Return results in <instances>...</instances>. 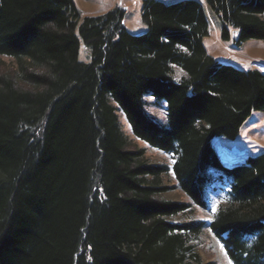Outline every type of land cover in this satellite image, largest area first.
Listing matches in <instances>:
<instances>
[{"label":"trees","instance_id":"trees-1","mask_svg":"<svg viewBox=\"0 0 264 264\" xmlns=\"http://www.w3.org/2000/svg\"><path fill=\"white\" fill-rule=\"evenodd\" d=\"M206 2L223 39H264V0ZM124 15L80 20L73 0H0V56L15 61L0 72V264H216L199 244L207 224L234 264H264V152L226 165L212 144L264 112V72L207 52L199 0H143L140 33ZM148 96L166 102L165 122ZM120 112L171 165L131 147ZM215 172L227 201L209 223L187 216L207 206ZM174 187L190 201L163 197Z\"/></svg>","mask_w":264,"mask_h":264},{"label":"rangeland","instance_id":"rangeland-1","mask_svg":"<svg viewBox=\"0 0 264 264\" xmlns=\"http://www.w3.org/2000/svg\"><path fill=\"white\" fill-rule=\"evenodd\" d=\"M80 14V20L86 15H96L104 13L111 8L121 7L124 12V24L128 31L132 33H140L146 30V24L141 16V8L143 0H73ZM165 2H175L178 0H163ZM203 6L208 21V35L203 38V44L207 52L219 59L220 61L233 64L239 68H258L264 70V39L251 38L240 45L234 42V32L231 30L229 39L222 38V22L215 12L210 8L206 0H199ZM78 28V27H77ZM76 28V29H77ZM78 30V29H77ZM79 57L81 60L88 61L89 48L80 39ZM15 61L9 56H0V72L13 73ZM176 72L183 71L180 67H175ZM184 72V71H183ZM150 105L146 106L149 114L158 120L165 122L166 102L161 101L162 106L152 96L147 97ZM121 125L129 138L133 140L131 147L143 146L146 154L152 162L165 161L171 165L173 159L170 153L158 150L150 146L146 142L135 139L131 132L129 123L123 112H120ZM212 144L220 152L222 161L230 164L234 160H242L241 158L232 157L227 154L230 148L236 147L239 151H244L245 156H255L264 152V112L261 110H253L249 117L241 125L239 134L236 138H228L226 136H216L212 140ZM235 155V154H231ZM237 155V154H236ZM238 156V155H237ZM235 164V163H234ZM218 173H213V177L205 189L207 197V206L200 207L192 204V210H188L187 216L205 220L207 223L212 220L218 207L225 204L228 198L229 181L221 180ZM168 182L172 185L176 184L172 170L169 171ZM159 198L160 195H157ZM163 197L175 200L190 201L188 196L177 187L168 189L163 193ZM182 216V215H181ZM180 217V216H179ZM202 238L199 244L202 248V255L205 259L216 261V264H234L229 258L226 248L219 238L211 231L208 224L202 230ZM202 244V245H201Z\"/></svg>","mask_w":264,"mask_h":264},{"label":"water","instance_id":"water-1","mask_svg":"<svg viewBox=\"0 0 264 264\" xmlns=\"http://www.w3.org/2000/svg\"><path fill=\"white\" fill-rule=\"evenodd\" d=\"M236 32H237V30L235 29V30H234V33H236ZM236 150H237V149H236L235 147L232 148V151H236Z\"/></svg>","mask_w":264,"mask_h":264}]
</instances>
